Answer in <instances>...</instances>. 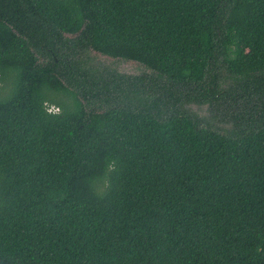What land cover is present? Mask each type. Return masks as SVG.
I'll return each instance as SVG.
<instances>
[{"label": "trees", "instance_id": "obj_1", "mask_svg": "<svg viewBox=\"0 0 264 264\" xmlns=\"http://www.w3.org/2000/svg\"><path fill=\"white\" fill-rule=\"evenodd\" d=\"M0 264H264V0H0Z\"/></svg>", "mask_w": 264, "mask_h": 264}, {"label": "rangeland", "instance_id": "obj_2", "mask_svg": "<svg viewBox=\"0 0 264 264\" xmlns=\"http://www.w3.org/2000/svg\"><path fill=\"white\" fill-rule=\"evenodd\" d=\"M90 56L93 57L95 61L104 63L106 66L116 68L118 72L127 74V75H139L143 72V68H141L138 64L134 62H123V61H115L106 57H101L98 54L90 53ZM147 73H149L147 71ZM53 111H56V109H53L50 107ZM193 111H196V108H192ZM198 112V111H197ZM200 115L207 117L210 115V112L207 108H201L200 109ZM226 124V123H224Z\"/></svg>", "mask_w": 264, "mask_h": 264}]
</instances>
